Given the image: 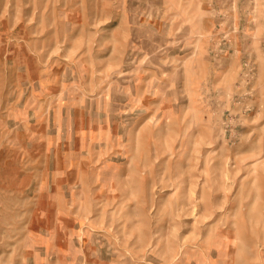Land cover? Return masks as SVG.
Wrapping results in <instances>:
<instances>
[{
  "label": "rangeland",
  "instance_id": "1",
  "mask_svg": "<svg viewBox=\"0 0 264 264\" xmlns=\"http://www.w3.org/2000/svg\"><path fill=\"white\" fill-rule=\"evenodd\" d=\"M0 264H264V0H0Z\"/></svg>",
  "mask_w": 264,
  "mask_h": 264
}]
</instances>
